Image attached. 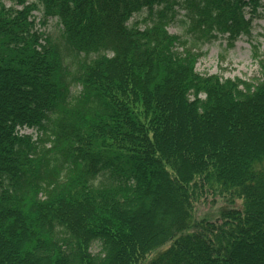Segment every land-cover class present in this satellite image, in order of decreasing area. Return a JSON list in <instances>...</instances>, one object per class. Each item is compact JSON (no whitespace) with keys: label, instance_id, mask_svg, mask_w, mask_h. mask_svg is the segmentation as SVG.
Wrapping results in <instances>:
<instances>
[{"label":"trees","instance_id":"1","mask_svg":"<svg viewBox=\"0 0 264 264\" xmlns=\"http://www.w3.org/2000/svg\"><path fill=\"white\" fill-rule=\"evenodd\" d=\"M263 8L0 0V264H264V54L255 84L202 75L167 32L233 46ZM209 196L242 207L195 219Z\"/></svg>","mask_w":264,"mask_h":264},{"label":"rangeland","instance_id":"2","mask_svg":"<svg viewBox=\"0 0 264 264\" xmlns=\"http://www.w3.org/2000/svg\"><path fill=\"white\" fill-rule=\"evenodd\" d=\"M5 4L9 5L8 2ZM183 14V11L179 13L177 20L168 27L167 32L169 35L182 37L183 40L187 41L188 47L189 44L194 43L193 50L203 53V56L198 59L195 66L197 73L202 75H218L221 79H239L253 84L261 78L259 61L264 54V8L260 10V18L253 21L250 36L239 38L233 46L227 45V42L223 39L205 44L200 41H193L190 34H186L185 25L181 22L183 21L181 15ZM145 16V12L139 13L133 17L131 22L141 20ZM44 29L69 69H76L78 63H83V56H76L66 48L61 39L60 28L55 20L47 22L42 30ZM80 90V86L71 88L73 94H77ZM241 207L242 202L240 200H235L234 203H231V201L221 197L209 196L195 204L193 212L197 220L214 221L222 210ZM166 247L168 248L169 244L152 250L146 255L141 264L152 260Z\"/></svg>","mask_w":264,"mask_h":264}]
</instances>
